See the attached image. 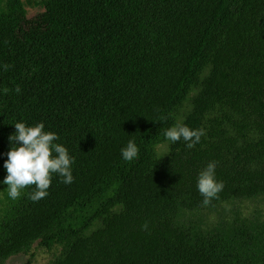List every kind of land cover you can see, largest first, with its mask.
Returning a JSON list of instances; mask_svg holds the SVG:
<instances>
[{"label": "trees", "instance_id": "trees-1", "mask_svg": "<svg viewBox=\"0 0 264 264\" xmlns=\"http://www.w3.org/2000/svg\"><path fill=\"white\" fill-rule=\"evenodd\" d=\"M16 123L59 137L73 183L9 197ZM210 162L224 188L204 205ZM0 190V264L35 245L51 264H264L261 215L204 221L264 197V0H0Z\"/></svg>", "mask_w": 264, "mask_h": 264}, {"label": "clouds", "instance_id": "clouds-1", "mask_svg": "<svg viewBox=\"0 0 264 264\" xmlns=\"http://www.w3.org/2000/svg\"><path fill=\"white\" fill-rule=\"evenodd\" d=\"M5 70L7 65L4 66ZM17 93L20 88H16ZM164 119V118H162ZM16 133L9 137L12 143L8 159L4 164L7 177L3 181L7 185L8 195L11 199H18L22 190L34 187L35 191L29 194L33 202L45 198L51 186L53 175L62 177V182L71 184L74 181L71 166L74 159L70 157L68 150L54 143L59 137L52 132H46L45 125L39 123L35 126H26L24 123H16ZM204 135L203 130H192L184 125H176L166 130L165 137L172 143L183 139L189 149L200 143ZM19 143L20 146H17ZM122 158L131 162L138 158L139 149L134 141H129L127 146L121 149ZM216 163L210 162L199 174L197 187L204 197L203 204L208 205L212 199L218 198L223 190V182L215 178ZM144 229H147L145 224Z\"/></svg>", "mask_w": 264, "mask_h": 264}, {"label": "rangeland", "instance_id": "rangeland-1", "mask_svg": "<svg viewBox=\"0 0 264 264\" xmlns=\"http://www.w3.org/2000/svg\"><path fill=\"white\" fill-rule=\"evenodd\" d=\"M28 15L30 18L35 17L44 11L42 6L27 7ZM169 145L163 144L158 147V157H164L168 154ZM4 195L0 190V208ZM239 212L244 217H251L255 214L261 215L264 220V197L253 200L237 201L224 203L214 212L205 211L204 221L207 226L216 224L221 219H232L236 213ZM55 253L49 252L35 245L31 255L20 254L11 257L5 264H51L54 259Z\"/></svg>", "mask_w": 264, "mask_h": 264}]
</instances>
